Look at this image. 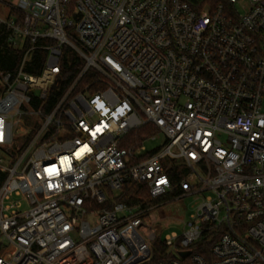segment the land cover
Segmentation results:
<instances>
[{"label":"built area","instance_id":"built-area-1","mask_svg":"<svg viewBox=\"0 0 264 264\" xmlns=\"http://www.w3.org/2000/svg\"><path fill=\"white\" fill-rule=\"evenodd\" d=\"M0 2L9 42H28L0 71V264H264V0ZM146 124L158 132L128 140ZM129 182L149 200L120 199ZM177 187L203 199L163 238L152 200Z\"/></svg>","mask_w":264,"mask_h":264},{"label":"trees","instance_id":"trees-1","mask_svg":"<svg viewBox=\"0 0 264 264\" xmlns=\"http://www.w3.org/2000/svg\"><path fill=\"white\" fill-rule=\"evenodd\" d=\"M9 31L5 26H0V71H9L16 72L21 64L24 53L26 51L27 45L20 48L14 47L8 40ZM47 58V51L43 49H35L32 51L30 58L26 62L25 70L31 74H40L44 68L45 62ZM83 65V61L75 52L70 51L69 57L65 58L64 67L69 77L74 76L78 70ZM97 87H94L96 89ZM157 129L151 125L146 124L143 127L134 130L129 133L128 140L132 142H141L149 135L157 133ZM151 154V152L144 154L143 156H147ZM167 167V166H166ZM172 174L175 182L182 177V173H185L186 170L182 169L181 166L174 165L169 169ZM6 178V172L0 170V186L4 182ZM180 190L178 187L173 192V196L179 195ZM149 191L146 185L141 183L129 182L124 186L123 192L120 196V199L126 201L129 204L140 203L149 200ZM159 199V198H158ZM158 199L152 200V202H156ZM208 248V245H207ZM166 247L162 241V239L158 236L154 241L153 247V257L152 262L159 260L162 257Z\"/></svg>","mask_w":264,"mask_h":264},{"label":"rangeland","instance_id":"rangeland-1","mask_svg":"<svg viewBox=\"0 0 264 264\" xmlns=\"http://www.w3.org/2000/svg\"><path fill=\"white\" fill-rule=\"evenodd\" d=\"M7 1L17 2L18 0ZM8 12V7L3 2H0V16L7 18ZM23 121L25 125H30L32 123V119L26 115L23 116ZM164 143V135L158 133L155 138L146 140L144 145L147 150H152L162 147ZM174 150H176V148ZM0 155H3V153L0 152ZM24 164L25 162L20 168H22ZM202 199L203 194H192L178 197L166 195L160 197L157 202L161 201V204L153 209V215L160 220L157 227L158 234L164 238L173 232L181 233L185 228L186 222H188L191 216L196 212ZM24 207H29V204L25 203ZM8 244V241L0 235V252L3 251Z\"/></svg>","mask_w":264,"mask_h":264},{"label":"water","instance_id":"water-1","mask_svg":"<svg viewBox=\"0 0 264 264\" xmlns=\"http://www.w3.org/2000/svg\"><path fill=\"white\" fill-rule=\"evenodd\" d=\"M190 251L181 252L182 255H187Z\"/></svg>","mask_w":264,"mask_h":264}]
</instances>
